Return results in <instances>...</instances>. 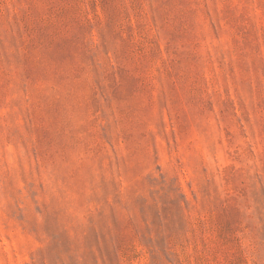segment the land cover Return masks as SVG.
Here are the masks:
<instances>
[{
	"label": "rangeland",
	"instance_id": "obj_1",
	"mask_svg": "<svg viewBox=\"0 0 264 264\" xmlns=\"http://www.w3.org/2000/svg\"><path fill=\"white\" fill-rule=\"evenodd\" d=\"M0 264H264V0H0Z\"/></svg>",
	"mask_w": 264,
	"mask_h": 264
}]
</instances>
